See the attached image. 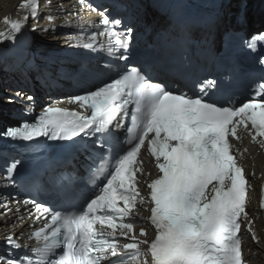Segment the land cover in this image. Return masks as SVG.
<instances>
[{"label":"snow or ice","instance_id":"obj_1","mask_svg":"<svg viewBox=\"0 0 264 264\" xmlns=\"http://www.w3.org/2000/svg\"><path fill=\"white\" fill-rule=\"evenodd\" d=\"M21 7L30 8L32 18L38 16V0H26ZM59 8L63 10V5ZM89 8L97 12L104 28L99 30V25H93L97 30L91 32L84 47L94 50L97 42L103 46L99 38L114 35L116 45L124 50L117 61H124V65L106 66L104 71H114L113 77L102 80L94 90L69 98L70 103L84 109L83 113L45 106L34 120L7 127L0 136L14 141L38 137L68 141L96 133L107 137L127 118L124 143L112 156L101 190L77 211H56L32 201L37 218L44 217L43 226L28 236L29 240L39 241L38 246L22 245L13 236H6L0 264H247L242 225L247 223V231L251 232L246 211L249 180L237 163L239 150L233 151L230 138L239 140L238 128L242 126L252 141L264 148V139L257 140L264 138V96L237 106L230 100L205 99L207 88L214 87L213 81L200 85V95L151 82L125 54L133 29L112 33L109 26H120L121 20L111 18L107 9ZM27 19L6 17L4 23L10 30L0 31V43L14 42ZM261 41L264 35L245 43L255 50ZM260 63L264 64V58ZM258 87L264 93V85ZM26 99L32 101L33 97ZM108 143L104 139L101 147ZM142 148L154 158L158 170L150 181H144L150 190L147 197L138 188L137 174L151 175L144 172ZM19 163L14 160L7 164L9 180ZM138 203L151 205L146 218L155 229L151 240L145 228L134 231ZM260 207L264 208V186ZM4 208L5 213L12 211L7 204ZM19 219L23 221V217ZM252 239L258 242L255 233Z\"/></svg>","mask_w":264,"mask_h":264},{"label":"bare ground","instance_id":"obj_2","mask_svg":"<svg viewBox=\"0 0 264 264\" xmlns=\"http://www.w3.org/2000/svg\"><path fill=\"white\" fill-rule=\"evenodd\" d=\"M264 2L263 0H260ZM256 2L252 5L251 9L245 8V11H248L247 17L249 24L254 23H261L264 18L263 16V6L261 2ZM39 2V9H38V16L34 19L31 16V9L27 7H21L22 4L26 3V0H0V31L7 32L8 25L4 23L5 18H9L10 20L29 16L28 12L30 13V16L32 18V22L29 23L30 26H34L32 28V36L29 33V28L25 27V32L29 36V40L25 46L24 54L17 58H11L10 60H6L4 64L0 68V81H3V79L8 78L10 75L11 69L14 65H16L19 69L22 71H26V74L28 76V80L22 78V81H25V84H23L24 89H19L20 86L14 87L11 84H14V82L9 81V85L12 88H8L7 90H2V93H7L6 97H4V100L10 101L14 104L19 105H26L28 107H35L38 105V108L46 106L49 104L50 96L56 95V94H65L67 93V81L64 79V77L55 71V67H57V64H62L64 66L70 67L72 69L73 65H71L69 60L67 62H60L59 56L54 55L56 64H53V56L49 53L52 49V47H56L53 49L61 47L66 45L65 42L68 40H65L69 37L70 33L71 35L81 36L83 35V30L81 27L78 26L77 20H84V16L87 15V5L80 2V0H38ZM231 3V2H230ZM59 5H63V10L59 8ZM231 4L227 5L224 8V11L230 12L231 11ZM107 7V6H105ZM253 12L250 15L251 10ZM147 14H145V18H151L152 19V13L151 10H146ZM69 12L72 13V16L69 17ZM51 15V19H48L47 17ZM155 17L158 18L160 21L162 19V16H160L158 13L153 14ZM29 16V17H30ZM250 16L253 17V19H256L254 21H250ZM71 18V19H70ZM70 23L75 22L76 24L71 25L70 32H65L64 34L60 35L58 38H54L52 35L49 37L46 36V38L42 41L40 39V42L43 45H39V29L43 26H48L49 28L52 27L54 24H58L60 22H66L68 21ZM67 24V23H63ZM83 27L88 25L92 27L94 25L93 22H88L85 24H81ZM73 27V28H72ZM35 28V30H33ZM57 29L65 30L64 27H59V25L56 26ZM93 28V27H92ZM88 32H86L85 35H87ZM216 34V33H215ZM106 37L99 38V41H102L103 43L108 42L107 39L103 40ZM64 40V41H63ZM63 41V42H62ZM53 42L55 44H53ZM53 44V45H52ZM101 45L100 42H97L95 46ZM36 50V51H34ZM113 50V49H112ZM29 52H34L35 55L31 58V61L34 66L31 70H26L27 65V59L29 58ZM47 56V58L51 61H45L44 64L41 62V58L43 55ZM40 57V58H39ZM39 58V59H38ZM37 61L39 64L37 65ZM32 64V65H33ZM41 81V82H40ZM32 82H35V84H32ZM1 83V82H0ZM14 89V90H13ZM38 89V91H36ZM47 89L46 93H44V96H40L39 92L40 90L45 91ZM60 89V90H57ZM13 90V91H12ZM1 91V89H0ZM17 92L21 93V99H14L13 96L17 94ZM26 96H32L33 100L31 103H28ZM66 97L71 96V94H66ZM63 98V96H59L56 98ZM2 103H0L1 105ZM31 104V105H30ZM5 109V108H4ZM74 164H76L77 159H79V155L76 158L74 157ZM256 185V182L253 181ZM1 183V181H0ZM7 198V199H4ZM0 200H3V203H0V213H5L4 204H7L9 208L12 209L11 212H7L5 214H0V239H5L6 236H13L19 243L22 245L26 241H32L28 239L29 231L32 228V224L38 220L37 215L32 212L31 209L23 206V203L20 200V197L12 191L11 193H7L5 191L0 190ZM19 202V204L17 203ZM17 207L19 208V211H16ZM250 217H252L255 221V226L253 228V233L258 237V242L253 241L252 239V233L248 232L247 230H244V239H245V249L248 253H251V256H247V263L248 264H264V233L263 228L260 222V216L258 214V211L253 208L249 210ZM19 217H23V221L19 219ZM1 239V240H2Z\"/></svg>","mask_w":264,"mask_h":264},{"label":"rangeland","instance_id":"obj_3","mask_svg":"<svg viewBox=\"0 0 264 264\" xmlns=\"http://www.w3.org/2000/svg\"><path fill=\"white\" fill-rule=\"evenodd\" d=\"M256 1V0H255ZM260 0H257L256 1V4L259 2ZM264 1V0H263ZM261 3H262V8H263V11H264V2H262V1H260ZM247 13H248V11H247ZM264 16V15H263ZM33 20H32V18H31V16L29 17L28 16V19L26 20V26L29 28V33H30V35L32 36L33 34H32V28L34 27H32V26H30L29 25V23L30 22H32ZM263 23H264V18H263V20H261ZM257 23L258 25H261V24H263V23ZM57 25H59V27H61L63 24H54V26H52L51 28H49L48 26H42L40 29H39V45H42V46H46V45H43L41 42H40V39L43 41L45 38H46V36H48L49 35V33H50V36L52 35L54 38H58V37H60V35H62V34H60V30L59 29H57L56 28V26ZM32 27V28H31ZM43 29H46V31L45 30H43ZM61 31H63V30H61ZM27 32V31H26ZM49 37V36H48ZM65 40H67V39H65ZM64 41V40H63ZM62 41V42H63ZM44 42V41H43ZM67 43H69V41H66L65 42V44H67ZM55 60V59H54ZM54 60H53V62L52 63H54ZM45 61H50L48 58H47V56H46V54L45 55H43L42 56V58H41V62H42V64H44L45 63ZM51 62V61H50ZM4 64V62L3 63H1V65H0V68H1V66ZM16 72H18V70H15V72H10V81L11 82H14V84H11L12 86H14V87H17V86H20V88H22V89H24L23 87V84L22 83H24L25 84V81H22V78H24L25 80H26V73H23V72H19V73H16ZM16 74V75H15ZM16 76H18V79L19 80H21L22 81V83H20V81L16 78ZM5 81H7V78L6 79H3V81H0L1 83H0V89H1V91H0V103H2L1 105H0V112H2L3 110H4V108L6 109V107L5 106H7V107H11V104H10V101H5L4 100V97H6V92L5 93H2V90L4 91V90H7L9 87L10 88H12L10 85H9V82H6L5 83ZM41 82V81H40ZM32 84H35V82H32ZM19 88V89H20ZM14 90V89H13ZM12 90V91H13ZM21 90V89H20ZM45 91H47V89H45ZM46 93V92H45ZM20 98V97H19ZM3 104H4V106H3ZM2 239V238H1ZM0 239V240H1Z\"/></svg>","mask_w":264,"mask_h":264},{"label":"water","instance_id":"obj_4","mask_svg":"<svg viewBox=\"0 0 264 264\" xmlns=\"http://www.w3.org/2000/svg\"><path fill=\"white\" fill-rule=\"evenodd\" d=\"M6 48H8V47H7V46H2V47H1V49H6Z\"/></svg>","mask_w":264,"mask_h":264}]
</instances>
